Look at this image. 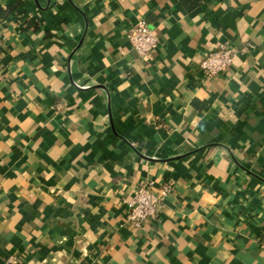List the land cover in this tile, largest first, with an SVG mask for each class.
Wrapping results in <instances>:
<instances>
[{
    "label": "crops",
    "instance_id": "1",
    "mask_svg": "<svg viewBox=\"0 0 264 264\" xmlns=\"http://www.w3.org/2000/svg\"><path fill=\"white\" fill-rule=\"evenodd\" d=\"M0 7V264H264V0ZM164 182L134 228L133 190Z\"/></svg>",
    "mask_w": 264,
    "mask_h": 264
},
{
    "label": "built area",
    "instance_id": "2",
    "mask_svg": "<svg viewBox=\"0 0 264 264\" xmlns=\"http://www.w3.org/2000/svg\"><path fill=\"white\" fill-rule=\"evenodd\" d=\"M125 37L130 48L142 59H146L148 53L157 44V38L152 29L142 18H138L128 27ZM233 53L231 47L223 43L218 44L199 61V67L207 77L216 75L230 66ZM169 190L170 184L167 182L160 184L156 193L146 183L138 185L128 200L126 221L134 228H139L144 221L156 218L162 200ZM14 261L13 257L7 259V263H14Z\"/></svg>",
    "mask_w": 264,
    "mask_h": 264
},
{
    "label": "trees",
    "instance_id": "3",
    "mask_svg": "<svg viewBox=\"0 0 264 264\" xmlns=\"http://www.w3.org/2000/svg\"><path fill=\"white\" fill-rule=\"evenodd\" d=\"M9 10H10V8L2 9V8L0 7V19H1L2 17H4V15H5L6 13H8Z\"/></svg>",
    "mask_w": 264,
    "mask_h": 264
}]
</instances>
